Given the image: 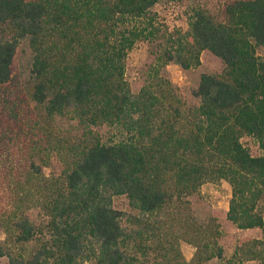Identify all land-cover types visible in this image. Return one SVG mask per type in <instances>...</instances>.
Wrapping results in <instances>:
<instances>
[{"label": "trees", "instance_id": "16d2710c", "mask_svg": "<svg viewBox=\"0 0 264 264\" xmlns=\"http://www.w3.org/2000/svg\"><path fill=\"white\" fill-rule=\"evenodd\" d=\"M187 1L0 0V192H41L46 216L38 248L9 254L8 264H191L172 240L166 261L141 255L159 243L172 198L221 180L230 186L227 220L264 233V0L225 2L220 19L197 7L187 29L160 45L157 69L198 67L203 50L224 65L200 75L184 127L177 111L163 116L169 83L156 76L134 92L125 77L134 44L162 36L152 8ZM19 48L28 54L22 73L13 71ZM28 149L54 153L58 175L35 179ZM118 196L128 211L114 206ZM12 230L18 243L37 233L26 216ZM215 245L202 243L196 257H221ZM249 260L264 264V249L240 246L227 262Z\"/></svg>", "mask_w": 264, "mask_h": 264}, {"label": "rangeland", "instance_id": "374dc122", "mask_svg": "<svg viewBox=\"0 0 264 264\" xmlns=\"http://www.w3.org/2000/svg\"><path fill=\"white\" fill-rule=\"evenodd\" d=\"M228 1L231 0H188L184 4L174 2L156 4L152 11L157 14L162 36L153 41L139 40L127 53L125 77L132 91L137 92L156 76L163 82L169 83L163 116L177 111L178 116L181 117L178 123L180 127H184L185 119L182 118L186 116L189 108L198 103L194 90L197 88L200 75L219 73L224 65L210 51L203 50L198 67L185 70L174 63H169L157 69L156 57L160 45L164 43L166 36L175 31L183 32L187 29L190 15L195 8H207L214 18L220 19L221 8ZM27 55L24 48H19L13 63L14 72L22 73L27 70ZM33 116L36 118L35 113ZM56 121L62 125L67 123L64 118H56ZM103 132V137L106 139L109 131L104 129ZM41 135L39 132V136ZM241 141L253 155L262 153L253 138L244 136ZM28 154L39 168L35 179L40 183L58 175L60 165L54 153L43 152L37 155L28 149ZM19 155L20 153L16 157ZM40 195L41 192H0V264L9 263V254L18 253L29 256L38 248V241L44 236L46 223V216L39 205ZM229 198L230 186L224 180L204 183L199 194L172 198L160 214L162 231L159 243L150 242L146 256H141L146 257L150 263L166 261L172 252L170 240L175 249H179L191 264H228L227 259L231 258L236 248L240 246L264 249V233L259 229L239 230L227 220L225 213ZM114 206L120 210H129L124 196L116 197ZM258 208L264 218V198L259 201ZM22 216L28 217L37 233L33 239L18 243L14 239L15 233L12 226L14 221ZM202 243H208L210 246L215 243V246H220L221 257L214 255L207 260L197 258L195 254ZM204 254L206 253H202V256ZM244 264H257V261L249 260Z\"/></svg>", "mask_w": 264, "mask_h": 264}]
</instances>
